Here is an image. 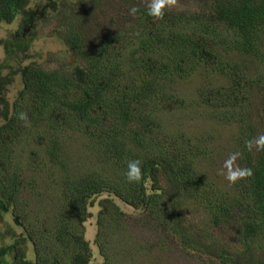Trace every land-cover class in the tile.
Instances as JSON below:
<instances>
[{
	"label": "trees",
	"instance_id": "obj_1",
	"mask_svg": "<svg viewBox=\"0 0 264 264\" xmlns=\"http://www.w3.org/2000/svg\"><path fill=\"white\" fill-rule=\"evenodd\" d=\"M29 2L0 0V23L19 18L35 29L48 11L52 18L69 7L68 0H49L38 15ZM205 2L198 11L159 17L126 4L111 15L103 36L94 34L99 41L77 26L79 7H72L61 37L76 59L71 65L27 63L21 52L29 45L5 43L0 217L11 214L14 225L0 238V264H91L83 231L92 201L101 196L99 233L141 220L157 232L154 246L163 239L168 249L195 254L203 264H264V150L247 143L264 135V0ZM18 80L14 97L4 96ZM189 81L197 82L191 98L182 88ZM189 111L232 130L225 163L239 153L232 168L251 169V175L232 183L203 173L214 137L187 124ZM76 135L77 150L88 158L57 176L54 166H62L64 146ZM137 159L142 179L130 183L125 173ZM46 170L39 184L34 173ZM28 194L42 196L38 206L45 213L28 210ZM191 213L203 228L188 219ZM225 228L237 240L224 238ZM53 252L63 261L53 260Z\"/></svg>",
	"mask_w": 264,
	"mask_h": 264
},
{
	"label": "rangeland",
	"instance_id": "obj_2",
	"mask_svg": "<svg viewBox=\"0 0 264 264\" xmlns=\"http://www.w3.org/2000/svg\"><path fill=\"white\" fill-rule=\"evenodd\" d=\"M30 6L38 11V15L42 14L46 5H49V0H29ZM78 2H67L68 9L63 10L58 16L52 18H47L49 14L52 16L51 11H48L46 18L37 20V27L34 26H21L20 19H16L11 23H0V63H3L7 58L6 51L4 49L5 43L7 41H21L24 45H29V49L26 48L22 50L21 56L24 58H29L28 62H35L36 60L45 61L47 67L55 68L59 65H67L68 63L76 60L71 57L70 53L67 51L64 40L62 37V26L71 13L72 7H79L76 11L78 13V19L76 21L77 26L81 28L86 27L92 33V40L99 41V39L94 35L103 36L105 25L109 22V18L114 12L125 8L126 4H136L145 8L151 7L152 0H79ZM82 3V4H81ZM205 0H166L165 6L162 9L163 12H185L190 13L193 11H198L206 7ZM66 30V29H65ZM18 33V34H17ZM98 43V42H97ZM11 65H14L12 60L9 59ZM8 70H3V74H7ZM18 84L13 83L9 86L7 85L4 96L14 97L17 89L20 87L19 80ZM197 82L189 81L182 85L183 93L186 97L191 98ZM178 115V114H177ZM175 116L174 119L170 121L172 127L178 125V119L180 116ZM183 119V118H181ZM190 119V120H188ZM200 118L199 113H192L189 111V116L186 118L188 120L187 124L195 126L197 129H202L204 134L209 133L214 137L215 151L213 155L209 158L208 162L203 165V173L205 175H216L220 178L225 177L228 168L227 154L224 153V148L227 145L232 130L223 128L222 126L216 125L214 122L208 118ZM182 120L181 123L184 122ZM221 134V135H220ZM73 139V140H72ZM72 140V142H71ZM81 138L76 135L66 142L64 148H66L65 156L60 160V165L54 166L53 171L57 172V176L62 172L68 173L79 169L87 160L88 156L80 151H78V144ZM92 162L86 164L82 167V171L86 170ZM206 171V172H205ZM48 171L41 172L40 174H35L34 177L42 180ZM40 177V179H39ZM65 183V182H64ZM62 183V184H64ZM102 197H95L90 209L92 216L85 223L84 235L85 239L89 242L90 248L92 249V263L91 264H203L198 256L195 254L187 255L182 250L178 248L168 249L163 239L159 241L161 246H154V241L156 240V231L151 229L148 230L145 227L150 228L144 221L138 220V222L132 223L126 228H114L112 226L108 233H99L97 227L98 212L101 207L98 205L102 200ZM27 199H30V208L28 210H33L34 212L45 213V211L39 208L41 205L42 196L38 194H28ZM116 203L121 205L126 211L131 212V208L128 205H124L120 200L116 199ZM188 211H193L191 208ZM40 215L42 216V214ZM197 213H191L188 217L189 220L196 221L194 225L199 228H203V220L197 219ZM14 225L11 214L4 215L0 217V238H3V232L9 225ZM145 227H142V226ZM161 238V237H160ZM224 238H230L237 240L236 233L233 229L225 228ZM53 245V243H50ZM50 247V245H47ZM51 247L49 248V250ZM105 251V256L102 253ZM30 257H33V246L29 245L28 248ZM69 250H67V253ZM74 253V251H73ZM72 253V254H73ZM45 256V255H44ZM51 257L60 262L63 261L60 254L53 252Z\"/></svg>",
	"mask_w": 264,
	"mask_h": 264
},
{
	"label": "clouds",
	"instance_id": "obj_3",
	"mask_svg": "<svg viewBox=\"0 0 264 264\" xmlns=\"http://www.w3.org/2000/svg\"><path fill=\"white\" fill-rule=\"evenodd\" d=\"M166 3V0H152L151 7L149 9V14L154 16H162ZM136 9H132V12L135 13ZM21 118H24L23 114ZM249 149H251L254 145L258 150H264V135H260L253 140L247 142ZM239 153H234L231 155L230 160L228 162V171L226 173V179L229 182L235 183L238 179L243 178L246 175H251V169H233L231 164L232 160L238 156ZM127 180L131 182H139L142 179V161L137 159L130 161L128 163V171L125 173Z\"/></svg>",
	"mask_w": 264,
	"mask_h": 264
},
{
	"label": "flooded vegetation",
	"instance_id": "obj_4",
	"mask_svg": "<svg viewBox=\"0 0 264 264\" xmlns=\"http://www.w3.org/2000/svg\"><path fill=\"white\" fill-rule=\"evenodd\" d=\"M18 34V33H17Z\"/></svg>",
	"mask_w": 264,
	"mask_h": 264
}]
</instances>
